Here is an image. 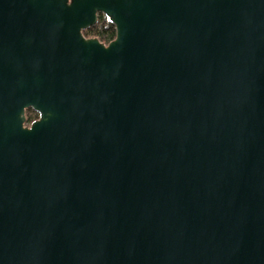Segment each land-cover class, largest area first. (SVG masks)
<instances>
[{
	"label": "water",
	"instance_id": "obj_1",
	"mask_svg": "<svg viewBox=\"0 0 264 264\" xmlns=\"http://www.w3.org/2000/svg\"><path fill=\"white\" fill-rule=\"evenodd\" d=\"M0 264H264V0H0Z\"/></svg>",
	"mask_w": 264,
	"mask_h": 264
},
{
	"label": "trees",
	"instance_id": "obj_2",
	"mask_svg": "<svg viewBox=\"0 0 264 264\" xmlns=\"http://www.w3.org/2000/svg\"><path fill=\"white\" fill-rule=\"evenodd\" d=\"M83 34L86 37L98 38L101 42L108 43L115 38L116 29L109 17L99 14L96 24L83 30ZM26 113V117L30 122L39 117L38 112L33 109H28Z\"/></svg>",
	"mask_w": 264,
	"mask_h": 264
},
{
	"label": "rangeland",
	"instance_id": "obj_3",
	"mask_svg": "<svg viewBox=\"0 0 264 264\" xmlns=\"http://www.w3.org/2000/svg\"><path fill=\"white\" fill-rule=\"evenodd\" d=\"M87 38H94V37H87ZM27 112V111H26ZM27 115V113H26ZM27 118V117H26ZM31 122L27 119V125L30 124Z\"/></svg>",
	"mask_w": 264,
	"mask_h": 264
}]
</instances>
